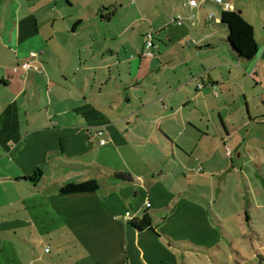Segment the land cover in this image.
<instances>
[{
	"label": "crops",
	"instance_id": "crops-1",
	"mask_svg": "<svg viewBox=\"0 0 264 264\" xmlns=\"http://www.w3.org/2000/svg\"><path fill=\"white\" fill-rule=\"evenodd\" d=\"M26 1L0 30V264H169L166 253L191 248L177 243L223 237L219 212L194 191L203 180L238 178L244 208L260 206L243 194L252 134L236 138L231 105L253 79L264 107V0ZM226 10L253 25L254 59L234 55ZM261 109L241 126L264 124ZM90 180L97 190L62 192ZM146 214L151 225L137 229Z\"/></svg>",
	"mask_w": 264,
	"mask_h": 264
},
{
	"label": "rangeland",
	"instance_id": "rangeland-1",
	"mask_svg": "<svg viewBox=\"0 0 264 264\" xmlns=\"http://www.w3.org/2000/svg\"><path fill=\"white\" fill-rule=\"evenodd\" d=\"M19 1L24 3V5L33 3L26 0H0V30L2 27L3 33L8 31V24L14 22L12 9L17 8ZM258 31H260V28ZM256 84L253 79L252 81L249 80V83L243 80V89L235 87L231 110L236 122V129L239 128L236 138L242 139L244 137L246 139L247 129H251L252 134L250 140H244L240 148L243 158L238 164L240 167H245L244 175L246 179L242 178V176L240 177L243 185V194L247 196L248 192L250 195H257L261 204L259 206L255 200H252L251 204L244 208L245 205L243 206L238 198L239 190L237 188L238 184H236L238 178L236 180L233 176H230V178L225 172L220 174L221 176L217 180L221 181V178L227 180L229 177V183L225 182L224 185L217 186V182L211 183L208 179L196 184L197 188L194 191L198 190L201 193L200 195L206 197L207 200L203 199V201L207 202L211 211L219 212V214L217 213L218 216L215 215V218L221 230L220 235L222 234L223 237L217 242L215 241L216 243L213 245H202V247L177 243L176 245L191 248L184 253L183 250L179 249L177 251L174 248L171 253H166L169 264H173L176 252H178L179 264H264V205L262 204V201H264V187L262 180L258 177L259 175L257 176L256 174L258 172L257 165H260V169H262L259 170L258 174H264V163L261 164L263 161H261L262 156L260 155L261 151H263L262 154L264 155V124L252 122L253 124L241 126L242 117L248 119L249 117H256L261 114V108L264 109L259 96L262 95L263 88H258ZM245 97L249 100H246ZM256 97L258 98L255 99ZM254 101H261L259 110L255 108ZM237 174L241 175L240 173ZM249 177L258 179L259 187H255L253 179L250 180ZM221 188H223V191H221ZM219 192H222L224 199L223 201L221 199L220 203H215L212 194H218ZM242 209L243 211L239 213ZM245 209L250 215L249 222L246 219Z\"/></svg>",
	"mask_w": 264,
	"mask_h": 264
},
{
	"label": "trees",
	"instance_id": "trees-1",
	"mask_svg": "<svg viewBox=\"0 0 264 264\" xmlns=\"http://www.w3.org/2000/svg\"><path fill=\"white\" fill-rule=\"evenodd\" d=\"M222 21L227 24L229 29L228 41L238 60H252L259 51V45L255 37L254 27L249 23L241 13L237 11L226 10L222 15ZM42 176V169L37 168L31 179L37 181ZM125 177V175H123ZM99 188L98 182L94 180L70 183L62 188L63 193H81L92 192ZM133 225L142 230L151 225V218L146 214L140 221H134ZM1 252V244H0Z\"/></svg>",
	"mask_w": 264,
	"mask_h": 264
},
{
	"label": "built area",
	"instance_id": "built-area-1",
	"mask_svg": "<svg viewBox=\"0 0 264 264\" xmlns=\"http://www.w3.org/2000/svg\"><path fill=\"white\" fill-rule=\"evenodd\" d=\"M187 3H189L191 6L198 5L197 0H188ZM227 7H229V5H227ZM178 23L179 24H182L183 23V20H182V17L181 16L178 17ZM147 46L148 47L155 46L154 39H153V33L152 32H149L147 34ZM35 55H36V53L35 52H32V56H35ZM23 67L26 68V69L34 68L35 70L41 71V69H40V67L38 65L32 64L31 61H29V60L23 63ZM102 133H103L102 131L99 132V134H102ZM106 143H107V140L105 138H102L101 139V144L102 145H105ZM148 205H150V204H148Z\"/></svg>",
	"mask_w": 264,
	"mask_h": 264
}]
</instances>
